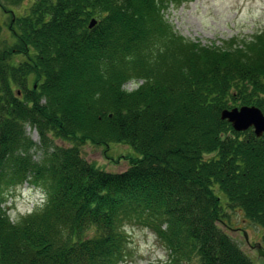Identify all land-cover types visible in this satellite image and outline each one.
I'll list each match as a JSON object with an SVG mask.
<instances>
[{
    "label": "trees",
    "instance_id": "1",
    "mask_svg": "<svg viewBox=\"0 0 264 264\" xmlns=\"http://www.w3.org/2000/svg\"><path fill=\"white\" fill-rule=\"evenodd\" d=\"M23 1L0 0V264H124L128 225L170 264H252L223 228L238 210L264 230V135L220 114L264 116V30L207 47L165 18L187 0H33L14 16ZM87 144L139 158L104 172ZM26 182L44 201L13 223L6 194Z\"/></svg>",
    "mask_w": 264,
    "mask_h": 264
},
{
    "label": "rangeland",
    "instance_id": "2",
    "mask_svg": "<svg viewBox=\"0 0 264 264\" xmlns=\"http://www.w3.org/2000/svg\"><path fill=\"white\" fill-rule=\"evenodd\" d=\"M32 2L24 0L20 7L9 10L16 17L22 16ZM164 15L178 36L187 42L207 47H223L230 40L240 42L264 30V0H187L180 6H171ZM9 17L0 8L1 36L12 44L14 38L8 29ZM25 131L33 142H39L34 130L27 127ZM56 144L70 147L68 143ZM79 151L85 161L108 173H122L129 167V160L139 158L125 145L111 144L107 152L103 153V148L87 144L80 147ZM43 197L40 188L26 182L6 194L3 210L13 223H17L32 213L44 201ZM226 214L229 224L227 229L222 227L225 233L252 264H264V230L250 224L238 210H227ZM125 231L128 255L124 264H170L168 253L151 230L128 225ZM258 247L263 256L259 255Z\"/></svg>",
    "mask_w": 264,
    "mask_h": 264
},
{
    "label": "water",
    "instance_id": "3",
    "mask_svg": "<svg viewBox=\"0 0 264 264\" xmlns=\"http://www.w3.org/2000/svg\"><path fill=\"white\" fill-rule=\"evenodd\" d=\"M94 23L95 22L92 21L89 28L93 27ZM220 119L228 122L235 132H244L248 129H252L256 137L264 135V116L255 107H241L224 110L220 114ZM257 251L260 256H263L259 247Z\"/></svg>",
    "mask_w": 264,
    "mask_h": 264
},
{
    "label": "clouds",
    "instance_id": "4",
    "mask_svg": "<svg viewBox=\"0 0 264 264\" xmlns=\"http://www.w3.org/2000/svg\"><path fill=\"white\" fill-rule=\"evenodd\" d=\"M139 87H140L139 83H136L134 81L133 84H132V89L135 90V89H138Z\"/></svg>",
    "mask_w": 264,
    "mask_h": 264
}]
</instances>
